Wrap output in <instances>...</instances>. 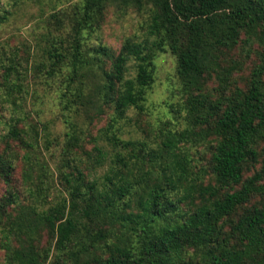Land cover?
I'll list each match as a JSON object with an SVG mask.
<instances>
[{
	"label": "trees",
	"instance_id": "obj_1",
	"mask_svg": "<svg viewBox=\"0 0 264 264\" xmlns=\"http://www.w3.org/2000/svg\"><path fill=\"white\" fill-rule=\"evenodd\" d=\"M109 5L144 8L145 37H126L117 52L95 42ZM49 23L56 27L25 62L0 53V100L9 114L0 115L5 263L264 264V0H75L51 12ZM255 43L257 62L237 86L240 67L228 55ZM167 51L182 95L173 111L185 126L163 120L157 142L121 138L114 125L130 109L144 110L155 59ZM21 70L61 76V95L75 112L113 110L84 158L74 152L81 138L69 122L56 166L62 191L53 195L39 156L50 125L26 122ZM197 145L209 153L205 167L190 152ZM17 160L26 202L12 184Z\"/></svg>",
	"mask_w": 264,
	"mask_h": 264
},
{
	"label": "rangeland",
	"instance_id": "obj_2",
	"mask_svg": "<svg viewBox=\"0 0 264 264\" xmlns=\"http://www.w3.org/2000/svg\"><path fill=\"white\" fill-rule=\"evenodd\" d=\"M75 0H0V13L6 12L7 19L0 22V53L9 54L17 52L18 57L23 61L30 56L36 48V44L43 41V35L48 30H54L56 25L49 23L50 14L53 11L62 9ZM147 23V11L138 9L135 6L109 5L106 9L104 21L97 32L93 34L95 42L101 41L114 51H118L126 37L133 36L136 39L145 37ZM2 47L4 49H2ZM259 49L257 44L241 49L240 46L231 51L228 57L237 62L240 69L234 73V84L245 87L247 76L251 67L257 62L256 52ZM5 50V51H4ZM26 51L29 53L26 54ZM248 53L249 56H246ZM4 55V54H3ZM31 62V58L29 60ZM23 62V63H24ZM156 75L151 89L148 91L145 108L142 112L130 109L125 119L119 120L114 129H119L120 137L123 139L137 138L145 139L148 142H157L159 128L163 120L169 119V127L182 128L185 121L182 112L176 113L174 107L181 100L179 80L175 69V58L170 52L160 53L155 59ZM23 71V82L26 92L23 93L22 109L26 122L35 123L38 121L48 122L50 125L49 148H44L42 137L40 139L41 152L39 156L44 159L48 166V173L53 179V190L51 195L62 191V186L56 178V166L62 156V149L65 145V133L70 131L69 122L74 121L77 127V134L80 136L81 149L74 152L84 158V150H91L94 139L98 137L99 129L104 128L113 115L112 108H104L103 113L90 112L86 114L80 108L67 107L66 98L62 97V78H47L44 73H36L33 70ZM17 96L18 93L15 92ZM0 100V115H9L2 106ZM172 106V107H171ZM40 136L43 131L38 126ZM2 125H0V131ZM105 148L108 146L99 141ZM14 144V142H12ZM4 144L0 145L2 148ZM16 149H19L16 147ZM197 167L206 166L209 153L204 146L191 147ZM21 160L15 162L12 175V184L20 195V199L26 202L24 185L22 181ZM106 168L97 169V174H102ZM209 176V175H208ZM208 180V179H207ZM6 186L0 181V197L5 193ZM259 197H255L257 200ZM48 236L43 234L42 244H47ZM49 240V239H48ZM50 260V258H49ZM45 264H54L52 261ZM0 264L5 263V252L0 248Z\"/></svg>",
	"mask_w": 264,
	"mask_h": 264
}]
</instances>
